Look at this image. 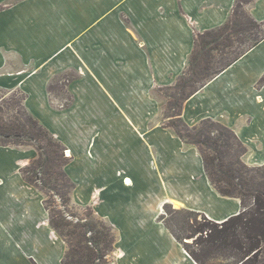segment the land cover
Wrapping results in <instances>:
<instances>
[{
  "label": "crops",
  "instance_id": "0c3cea01",
  "mask_svg": "<svg viewBox=\"0 0 264 264\" xmlns=\"http://www.w3.org/2000/svg\"><path fill=\"white\" fill-rule=\"evenodd\" d=\"M235 3L0 0L2 98L24 95L26 111L64 146V169L73 183L72 172L82 163L81 176L86 172L96 197L75 202V186L71 199L90 206L113 228L110 264H196L160 220L165 205L216 223L241 211L238 198L221 196L210 184L198 149L163 125L162 100L155 94L183 74L195 35L221 27ZM244 9L264 31V0H248ZM62 74L74 75L60 92L61 98L72 96L68 107L54 102L48 88ZM263 76L264 33L184 101L182 120L188 126L220 123L245 147L244 164L264 165ZM110 116L119 120L123 158L94 171L83 160L89 158L93 134ZM127 140L132 164L124 155ZM35 155L34 149L0 145V264H61L66 250L49 226L42 193L21 173ZM144 199L155 210L150 220L139 216ZM147 224L156 227L155 235L144 229Z\"/></svg>",
  "mask_w": 264,
  "mask_h": 264
},
{
  "label": "trees",
  "instance_id": "16d2710c",
  "mask_svg": "<svg viewBox=\"0 0 264 264\" xmlns=\"http://www.w3.org/2000/svg\"><path fill=\"white\" fill-rule=\"evenodd\" d=\"M247 1L236 0L230 17L221 27L195 35L188 65L173 87L175 92L170 102L173 113L168 116L172 122L164 125L172 128L181 141L198 149L204 172L218 194L238 198L241 204L237 215L220 223L180 209L201 220L194 230L200 233L194 242L197 250H190L183 244L196 264H208L209 260L219 258L229 260L225 264H264V165L250 167L244 164L241 157L246 152L245 147L220 123L204 120L188 126L181 118L182 105L191 94L263 38L262 34L252 41L247 40L241 50L234 47V42L244 45L241 39L246 31L260 32L262 29V24L244 9L243 4ZM216 58L223 60L218 68H214ZM197 75H201L200 81L195 80ZM73 77V74L54 77L48 87L50 93L54 88L64 93L66 84ZM58 81L61 86L56 85ZM263 82L264 76L260 79V83ZM19 94L17 107L15 101L11 106H0V145L32 146L36 150L37 157L24 166L21 173L26 183L43 194L49 226L66 245L61 264H110L116 239L113 228L98 218L89 206L81 214L75 211L71 202L75 186L64 169L68 163L64 146L25 110L23 95ZM63 100V107H68L72 96L66 94ZM251 172L257 178L251 176ZM49 194L59 203L49 202L46 199ZM250 201L252 204L248 206ZM169 232L181 243L178 236Z\"/></svg>",
  "mask_w": 264,
  "mask_h": 264
},
{
  "label": "rangeland",
  "instance_id": "374dc122",
  "mask_svg": "<svg viewBox=\"0 0 264 264\" xmlns=\"http://www.w3.org/2000/svg\"><path fill=\"white\" fill-rule=\"evenodd\" d=\"M244 5L245 3L243 4V6ZM238 16H240V14H238ZM263 33L264 31L262 29L260 32L258 31L250 32V30L246 31L244 33V37L241 39V41L244 42V45H242L240 42H234L235 49H240V50L243 49L244 46L248 43L247 40L252 41L253 39H256L258 36H261ZM215 60L216 62L214 63L215 64L214 68H218L223 64V60H219L218 58H216ZM201 79H202L201 75L200 76L197 75L195 77L196 81H200ZM56 83H57L56 84L57 86H61L60 81ZM173 87L174 85L155 90L156 96H158L162 100V104H163V120H162L163 125L169 124L170 122H172L171 118H169L168 116L171 113H173V110L170 105V102L173 101L172 97L174 96V92H175L173 90ZM19 93L20 92H14L2 98L4 93L0 92V99H1L0 106L6 105V104L11 106L15 101L16 107H17V102L20 98ZM62 95L63 94L60 93L58 89L56 90V88H54V90H52L51 92V97L54 102L64 104V100L63 98H61ZM23 99H24V95H23ZM22 104H23V101H22ZM96 131L97 132L94 133L92 137L93 147L89 151V158L88 160H83L84 161L83 166L84 165L88 166L91 170H94V171L98 169L106 168L108 164L111 165V164L118 163L119 161H121L123 158L121 148H122V145L124 144L120 142V139H119V135L122 132L119 129V120L117 119L116 116L115 117L110 116L109 120L107 122H104L103 127H101L100 130H96ZM125 142L127 143L128 147L123 146V148H125L124 155H125V158L128 160V162L132 164V160H133L132 150L129 147L130 145L129 141L127 140ZM19 147L26 148V149H32V150L34 149L32 146H19ZM64 155L67 157V154L65 151H64ZM36 157H37V152H36L35 158ZM81 166H82V163L79 164V167L74 172H72L74 175V179L72 178V180L74 181V184H75L74 186H77V189L75 188L76 192L73 196L74 201L77 203L83 204V203H86V200H88L89 202H93L96 195L90 194L91 185H89L87 182L86 172L85 173L83 172V175H84L83 177L81 176L82 175V171L80 169ZM129 171L130 173H132L131 168L129 169ZM250 175L254 176V178H257L254 172H251ZM155 194H153V196H155ZM120 197L121 199L127 198V196L124 194H120ZM137 197H141V196L139 195ZM43 199H44V196H43ZM46 199L49 202L53 201L54 204L59 203L58 199L55 198L51 194H49L46 197ZM150 201L152 202V200ZM71 202H72V199H71ZM149 203L150 202H148L147 199H144L143 205L139 208V211H140L139 216L142 219L150 220L152 214H154L155 210L150 208ZM72 204L75 207V211L79 214L83 213L85 210V207H87V206H78L74 202H72ZM251 204H252V201L248 203V206ZM112 215L116 217L117 219H120V221H123V216L120 214V212H113ZM159 217H160V220L169 228V230L180 238L181 243L179 242L178 243L182 246L183 249H184L183 244H185V245H188V248L190 250H193V251L197 250V247L194 242L196 241V239L199 238L200 233H196L194 230H195V227L199 225V223H201V220L199 217L192 215V214H188L187 212H181L177 208L170 207V206L164 207ZM144 229L148 230L153 235H155L158 231L156 227L150 224L149 225L147 224L144 227ZM228 261L229 260H225V259L222 260L220 258L214 259V260L211 259L208 261V264H225Z\"/></svg>",
  "mask_w": 264,
  "mask_h": 264
}]
</instances>
